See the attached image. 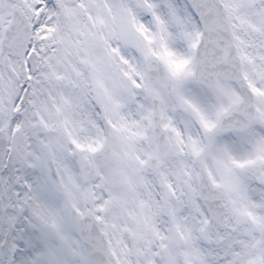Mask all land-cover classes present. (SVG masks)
<instances>
[{"label": "snow or ice", "instance_id": "snow-or-ice-1", "mask_svg": "<svg viewBox=\"0 0 264 264\" xmlns=\"http://www.w3.org/2000/svg\"><path fill=\"white\" fill-rule=\"evenodd\" d=\"M0 264H264V0H0Z\"/></svg>", "mask_w": 264, "mask_h": 264}]
</instances>
